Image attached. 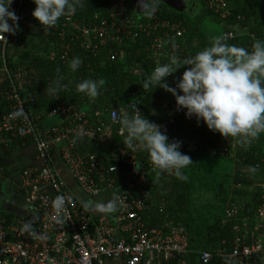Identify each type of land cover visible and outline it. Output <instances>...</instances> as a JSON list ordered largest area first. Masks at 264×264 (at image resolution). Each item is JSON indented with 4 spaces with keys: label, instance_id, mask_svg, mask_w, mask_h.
<instances>
[{
    "label": "built area",
    "instance_id": "2783aa9c",
    "mask_svg": "<svg viewBox=\"0 0 264 264\" xmlns=\"http://www.w3.org/2000/svg\"><path fill=\"white\" fill-rule=\"evenodd\" d=\"M27 1L13 0L10 10L21 17L26 14ZM208 3L222 11L223 17L230 15L225 0H208ZM115 6L116 3L112 6L111 21L102 19L84 24L76 20L75 13L65 16L59 34L64 37L65 28H73V39L97 53L101 43L119 39L128 27L127 20L115 14ZM157 12L133 24L135 31L131 26L128 33L137 37L139 33L151 35L160 31L162 35L150 44L159 60L165 54L179 53L182 58L193 55L191 49L186 50L180 44L179 40L185 38L181 23L160 19ZM54 28L58 29V25ZM226 35L233 38L234 33ZM5 36L0 38V72L5 73L9 86L0 91L5 110L0 113V145L7 147L13 142L26 148V139H31L35 158L20 173V188L29 213L10 217L0 211V264H105L107 260H116L118 264H264V203L257 207L254 220L239 218L236 208H226L222 223L236 220L232 226L236 237L227 253L214 254L192 247L189 230L174 221L162 228L149 226L144 211L150 181L142 163L137 161L138 149L130 152L118 146L104 155L79 149L81 141L112 145L114 131L108 124L120 126L112 120L114 114L119 116L120 110L88 112L75 104H61L49 114L35 112V96L23 93V81H18L8 60L16 54L11 42L13 35ZM168 38L174 39L175 49L168 48L165 43ZM64 52L68 56V51ZM111 55L109 52L107 58ZM160 64L163 62L159 61ZM133 104L140 110L138 100L130 103V110ZM21 111L22 115H17ZM46 120L49 122L45 123ZM77 130H83L82 139L75 138ZM220 139L224 151L235 145L225 137ZM120 158L132 165V169L119 171ZM136 163L141 164L138 170ZM149 165L155 169L152 163ZM116 189L122 207L113 218L87 210L75 194L78 190L83 195L96 196ZM58 195L71 197V203L66 202L61 213L62 224L52 219L56 214L52 202ZM26 223L35 231V237L24 229Z\"/></svg>",
    "mask_w": 264,
    "mask_h": 264
},
{
    "label": "trees",
    "instance_id": "16d2710c",
    "mask_svg": "<svg viewBox=\"0 0 264 264\" xmlns=\"http://www.w3.org/2000/svg\"><path fill=\"white\" fill-rule=\"evenodd\" d=\"M225 1L230 10V15L226 17L222 16V11L210 7L208 0H199L200 12L193 15L186 10H176L163 1L157 13L160 19L170 23H181L185 30V38L179 40L180 44L186 50L191 49L193 55L203 50L208 46L210 39L218 35L210 36L206 32L204 24L206 20L222 27L219 35L234 33L228 43L251 51L255 40H264V0ZM114 3L115 14L127 20L128 27L124 28L119 39L101 43L99 52L94 53L92 48L82 47V41L73 39V28L66 27L64 37L59 34L65 17L58 21V29L54 26L43 31L38 20L32 16L35 4L33 0H28L26 14L24 12L19 17V28L12 36V46L17 54L8 58L10 66L13 67L18 81H23V93L35 96L33 110L42 115L49 114L61 104H75L80 110H84L83 107L86 105L90 108L88 112L100 110L108 113L115 108L131 111L130 103L138 100L140 115L161 126V130L166 132L170 141H180L179 150L189 155L193 161L183 170L187 176L186 180H178L174 174L157 175L156 168L148 174L152 184L147 193L152 195V192L157 190L160 198H165L167 202L171 201L168 212L162 213L160 217L165 218L168 215L167 219H173L176 224L185 226L191 234L192 247L214 254L218 251L227 253L236 237L232 230L236 220L230 219L222 223L226 208H236L239 218L248 217L254 220L257 207L264 203V133L250 144H242L239 138L229 137L228 141L234 142L235 145L224 151L219 132L209 130L202 120L198 124L194 116L187 118L186 110H177L172 93L159 87L143 90L141 86L143 78L158 66L160 60L163 64L167 63L171 54L162 55L159 60L150 45L156 36L162 35L160 31L151 32L150 36L139 33L137 37H134L132 32L128 33L131 28L133 32L135 31L133 24L146 18L138 12L133 1L105 0L103 7L93 16L81 19L76 15V20L84 24L102 19L111 21ZM65 45L69 47L66 48ZM167 46L171 50V44ZM164 48L167 49L166 46ZM66 50L68 56L64 54ZM109 52H112V55L107 58ZM175 55L183 59L179 53ZM73 57L82 60L76 72H72L68 67ZM185 67L187 66L165 78L171 87L175 86ZM57 70L64 76L63 83L68 87L65 91L59 92V97L55 99L44 90L47 85L53 84L58 74ZM85 78H103L106 81L102 94L94 101L75 90V84ZM8 86L5 73L0 72V91L7 89ZM4 111V101L0 99V113ZM108 128L114 131L112 145L107 147L91 141H81L79 149L98 155L107 154L111 149L116 150L118 146L129 151L123 144L120 126L109 123ZM30 140L26 139L27 145L32 143ZM10 144L11 147H16L13 142ZM226 145L227 143L224 147ZM137 149V161L142 163L146 170H150L147 151L140 146H137ZM158 193L153 196L156 197ZM201 211L203 214L200 215L198 212ZM145 212L146 208L144 215L149 225H156L160 220L156 219L160 214L157 208L149 207L147 214Z\"/></svg>",
    "mask_w": 264,
    "mask_h": 264
},
{
    "label": "clouds",
    "instance_id": "9594fccd",
    "mask_svg": "<svg viewBox=\"0 0 264 264\" xmlns=\"http://www.w3.org/2000/svg\"><path fill=\"white\" fill-rule=\"evenodd\" d=\"M12 3L13 0H0V38H6V33L15 35L19 28V17L10 10ZM33 3L32 16L43 31L56 26L61 17L72 15L77 8L84 6L83 0H33ZM160 3L161 0H139L138 12L151 17ZM228 39L227 35H216L208 46L194 55L183 59L177 55L169 56L167 63L156 66L143 78L141 86L145 91L163 88L175 97L177 110H186L187 118L194 116L198 124L202 120L212 132L250 144L264 133V40H255L249 51L228 43ZM165 43L176 48L174 39ZM81 64L79 57H73L68 67L76 72ZM184 66L187 67L171 87L165 78ZM57 72L53 84L44 90L55 99L68 87L63 83L64 76L59 74V70ZM105 84L103 78H85L75 84V90L94 101L102 94ZM17 115H22V111ZM112 120L119 123L123 144L130 152L137 146L147 151L151 163L158 169L157 175L168 173L174 174L178 180L187 179L183 170L193 161L179 150L181 142L170 141L161 126L140 115L136 104L131 105V111L121 109L119 116L114 114ZM83 135V130H77L75 138L82 139ZM135 167L138 170L141 166L136 163ZM66 202L70 204L71 197L58 195L52 202L56 213L52 219L57 224L63 223L61 213ZM83 206L98 213L111 214L122 207V202L119 194L114 192L106 202L89 199ZM24 229L36 236L30 224L26 223Z\"/></svg>",
    "mask_w": 264,
    "mask_h": 264
},
{
    "label": "crops",
    "instance_id": "0c3cea01",
    "mask_svg": "<svg viewBox=\"0 0 264 264\" xmlns=\"http://www.w3.org/2000/svg\"><path fill=\"white\" fill-rule=\"evenodd\" d=\"M105 0H83L84 6L82 8H77L75 11V14L78 18H89L93 16L97 11H99L103 5ZM45 123L49 122L48 120L44 121ZM35 158V149L32 144H28L27 147H11V144L7 147H4L0 145V178L2 180H6V187L2 188L0 190V211L6 213L10 217L12 215H22L29 213L28 205L23 200V194L21 192L20 188V174L18 176L14 175L15 170L19 166H26L34 160ZM151 161H149V164ZM146 170V169H145ZM155 170V169H154ZM152 170H146L147 177L148 174ZM149 180V178H148ZM150 181V180H149ZM152 183H149V188L151 187ZM153 188H151L152 190ZM117 193L118 190L109 191L106 193H101L96 196H89V195H83L78 190H75V194L79 198L81 205L83 206L84 202H86L89 199L95 200V201H102L106 202L111 199L113 193ZM158 193V191H153L152 195L148 194V200L146 204V212L149 207H155L157 208V211L160 213L158 216L160 217L162 213L168 212L169 205L171 204V201H165V198H160V193L156 197L155 195ZM84 207V206H83ZM160 208L163 209V212H160ZM87 210H90L96 215H101L102 213H98L94 211L91 208H88ZM115 213L111 214H103L106 215L108 218H113ZM156 216V219H160L157 221V224L154 225V227L162 228L164 226H167L170 221H174L173 219L169 220V216L167 215L165 218ZM146 222H148L146 216L144 215ZM250 219V218H249ZM149 225V222L147 223ZM150 226V225H149ZM105 264H118L116 260H107Z\"/></svg>",
    "mask_w": 264,
    "mask_h": 264
},
{
    "label": "rangeland",
    "instance_id": "374dc122",
    "mask_svg": "<svg viewBox=\"0 0 264 264\" xmlns=\"http://www.w3.org/2000/svg\"><path fill=\"white\" fill-rule=\"evenodd\" d=\"M188 1V9L186 11H188L189 14H196V13H199L200 12V9H201V5H200V2L199 0H187ZM205 24V29H206V32L208 34H210V36H213V35H216V34H220L221 33V30H222V27L219 25V24H215L213 23L212 21L210 20H206V22H204ZM231 38L228 39V41L230 40ZM17 54V52H16ZM162 55H160L161 57ZM162 62V60H160ZM176 73V72H175ZM84 110L88 111L90 110V108L86 105H84L83 107ZM150 183H152V181L150 180ZM6 187V180H2L0 178V190H2V188ZM200 215L203 214V212H198Z\"/></svg>",
    "mask_w": 264,
    "mask_h": 264
},
{
    "label": "water",
    "instance_id": "95a60500",
    "mask_svg": "<svg viewBox=\"0 0 264 264\" xmlns=\"http://www.w3.org/2000/svg\"><path fill=\"white\" fill-rule=\"evenodd\" d=\"M133 4L137 7V10L140 11V5H139V0H132ZM164 3L170 5L172 8L179 10V11H184L187 10L189 5L187 0H161ZM141 166V164H139ZM132 165H129L125 163V160L123 158H120L118 161V170L119 171H129L132 169Z\"/></svg>",
    "mask_w": 264,
    "mask_h": 264
},
{
    "label": "flooded vegetation",
    "instance_id": "af4514ba",
    "mask_svg": "<svg viewBox=\"0 0 264 264\" xmlns=\"http://www.w3.org/2000/svg\"><path fill=\"white\" fill-rule=\"evenodd\" d=\"M22 166L17 167V169L14 172V175L18 176L21 173Z\"/></svg>",
    "mask_w": 264,
    "mask_h": 264
}]
</instances>
